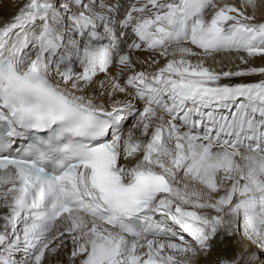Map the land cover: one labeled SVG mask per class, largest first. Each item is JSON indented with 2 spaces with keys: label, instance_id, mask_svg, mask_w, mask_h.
Listing matches in <instances>:
<instances>
[{
  "label": "snow or ice",
  "instance_id": "1",
  "mask_svg": "<svg viewBox=\"0 0 264 264\" xmlns=\"http://www.w3.org/2000/svg\"><path fill=\"white\" fill-rule=\"evenodd\" d=\"M0 264H264V0H0Z\"/></svg>",
  "mask_w": 264,
  "mask_h": 264
}]
</instances>
